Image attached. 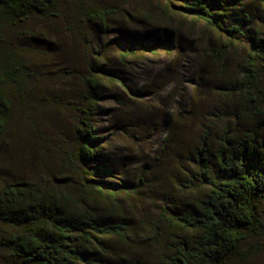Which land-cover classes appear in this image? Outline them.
Returning <instances> with one entry per match:
<instances>
[{"label":"trees","instance_id":"trees-1","mask_svg":"<svg viewBox=\"0 0 264 264\" xmlns=\"http://www.w3.org/2000/svg\"><path fill=\"white\" fill-rule=\"evenodd\" d=\"M172 1L177 15L201 22L218 35L217 41L207 44L205 54L221 76L228 75L225 64L230 51L244 46L240 77L231 76L220 87L232 100H240V110L228 117H201L195 126L186 119L189 125L180 131L184 142L172 141L174 152H182L174 163L175 171H182L175 179L182 198L178 203L166 202L153 223L136 224L117 200L138 195L147 187L150 171H144L143 165L140 173L127 178V169L107 155V138L90 123L94 113L89 108L97 105L96 92L104 83L134 97L143 94L132 91L115 72L94 65L100 59L99 46H106L105 36L91 42L83 38L92 63H86L77 78L94 100L85 97L89 105L87 111L80 110L84 120L75 130V147L60 160L57 174L46 171L47 179L40 182L25 176L0 178V250L7 254L6 264H129L128 258L112 251L111 241L127 247L142 242L153 249L156 264H262L251 260L244 245L251 238L264 242V221L259 215L264 200V129L259 125L264 116V30L257 25L252 5L255 1L264 7V0ZM65 2L0 0V30L4 23L64 19ZM80 15L81 23L102 27V32L118 18L117 9L107 4L87 7ZM23 27L17 35L23 45H28V39L47 42L42 31ZM145 35L144 40L125 36L130 42L116 46L120 61L132 58L136 48L155 54L165 46L156 37L151 43V36ZM35 71L17 51H0L2 144L13 110L11 97L25 108L40 102ZM192 127L197 129L193 141ZM3 151L0 146V155ZM3 164L1 160L0 169Z\"/></svg>","mask_w":264,"mask_h":264},{"label":"rangeland","instance_id":"rangeland-1","mask_svg":"<svg viewBox=\"0 0 264 264\" xmlns=\"http://www.w3.org/2000/svg\"><path fill=\"white\" fill-rule=\"evenodd\" d=\"M103 4L117 9L118 18L111 21V29L102 32V27L80 22L82 10ZM252 5L257 25L264 30V7L255 1ZM174 6L172 0H66L64 19L4 23L0 51H17L36 70L34 87L40 102L25 108L17 97H11L12 115L0 143L4 149L0 163L2 160L6 164L0 169V178L25 176L40 182L47 179L46 171L56 173L65 153L75 147V130L80 127L79 120H84L80 110L87 111L89 105L85 97L94 100L92 92L77 78L91 62L82 39L91 42L105 36L106 46H99L100 59L94 60V65L120 75L132 91L143 95L134 97L104 83L96 92L97 105L89 108L94 113L90 123L107 138V155L118 167L127 169L128 179L140 173L143 165L144 171H150L147 187H142L138 195L120 196L119 206L140 225L157 220L166 202L178 203L182 197L175 179L182 171H175L174 163L182 152H174L172 141L184 142L180 131L189 125L187 118L195 126L201 117L238 113L240 100H232L220 87L231 76L240 77L246 50L241 46L230 51L225 64L228 75L221 76L205 54L207 44L217 41L218 35L201 22L177 15ZM23 26L42 31L47 42L28 39V45H23L17 36L24 32ZM145 34L151 36V43L156 37L165 46L155 54L139 47L133 50L132 58L120 61L116 46L135 36L144 40ZM125 36L131 37L126 41ZM260 120L264 129V116ZM196 132L192 127V141ZM259 215L264 221V200L259 204ZM111 246L118 257L128 258L129 264H156L153 249L142 242L127 247L111 241ZM248 247L251 260L264 264L263 240L251 238L244 245ZM6 261L7 254L0 250V264Z\"/></svg>","mask_w":264,"mask_h":264}]
</instances>
